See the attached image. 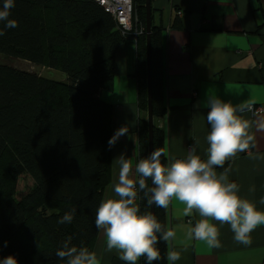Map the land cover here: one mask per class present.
<instances>
[{
  "label": "trees",
  "instance_id": "obj_1",
  "mask_svg": "<svg viewBox=\"0 0 264 264\" xmlns=\"http://www.w3.org/2000/svg\"><path fill=\"white\" fill-rule=\"evenodd\" d=\"M144 2L134 0L136 29L142 31L135 36L134 73L139 160L148 155ZM14 3L10 18L18 27L0 36V258L66 264L56 251L67 237L92 251L98 235L95 215L110 180L108 140L114 134L112 105L99 92L111 88L116 51L134 34H123L93 0ZM160 46V26L152 25L153 150L164 148L159 122L169 110ZM11 60L58 70L66 80L15 67ZM138 195L141 213L149 212V197ZM72 207V222L58 223ZM155 216L167 226L166 209L155 206ZM156 247L161 256L156 264H166V242ZM140 262L147 264L145 257Z\"/></svg>",
  "mask_w": 264,
  "mask_h": 264
},
{
  "label": "crops",
  "instance_id": "obj_2",
  "mask_svg": "<svg viewBox=\"0 0 264 264\" xmlns=\"http://www.w3.org/2000/svg\"><path fill=\"white\" fill-rule=\"evenodd\" d=\"M151 10L153 25L160 26L159 57L169 108L165 120L159 122L165 131L164 148L174 159H183L190 146L196 145V154L206 160L210 131L209 109L204 106L207 97L218 96L233 105H264V0H151ZM128 39L116 51L111 88L99 92V97L112 105L113 133L121 126L128 127V134L110 148V180L102 200L116 198L119 155L123 153L134 165L139 161L134 77L137 47L135 39ZM237 114L250 122L248 131L255 138V147L237 153L216 170L230 169L229 180L239 185L241 198L264 211V111L252 116ZM137 204L140 209L139 200ZM183 208L174 199L166 209V227L177 233L175 240L166 242V264L170 250L181 253L175 264L264 263V225L251 233L252 243L245 246L234 240L230 225L211 220L220 230L222 246L209 249L202 241L184 242L187 229L201 217L195 211L185 216ZM92 251L101 264L125 262L115 250L107 251L103 230L98 231Z\"/></svg>",
  "mask_w": 264,
  "mask_h": 264
},
{
  "label": "clouds",
  "instance_id": "obj_3",
  "mask_svg": "<svg viewBox=\"0 0 264 264\" xmlns=\"http://www.w3.org/2000/svg\"><path fill=\"white\" fill-rule=\"evenodd\" d=\"M14 7V0H3L0 36H4L6 30L18 27V22L10 18ZM204 106L209 109L207 123L210 126L206 136V160L196 154V145L190 146L183 159H174L163 147L154 149L135 165L123 153L119 155L118 182L114 184L116 198H105L99 203L95 226L103 230L107 251L115 250L119 259L127 264H137L141 257L146 258L147 264H153L161 258L156 247L159 240L171 242L177 236L176 231L162 225L153 213L140 212L137 204L139 191L149 197V205L167 209L175 199L184 205L183 215L191 216L194 211L198 213L201 218L187 229L184 242L202 241L209 249L222 246L220 230L211 220L218 221L220 225H230L234 240L245 246L252 243L251 233L264 225V211L257 210L254 203L241 198L239 185L229 180L230 169L220 173L216 170L223 168L225 162L237 153L255 147V138L248 131L250 122L237 114L244 111L245 106L233 105L218 96L207 97ZM127 134V126L118 128L108 140L109 148ZM162 157L168 162L163 163ZM251 190L254 191V188ZM75 214L76 208L72 207L58 223H71ZM71 241L69 236L61 243L56 251L59 259L66 264H101L95 251H89L86 246L73 245ZM180 259L178 251L170 250L167 254L169 264H175ZM0 264L18 262L13 255H9L0 258Z\"/></svg>",
  "mask_w": 264,
  "mask_h": 264
},
{
  "label": "built area",
  "instance_id": "obj_4",
  "mask_svg": "<svg viewBox=\"0 0 264 264\" xmlns=\"http://www.w3.org/2000/svg\"><path fill=\"white\" fill-rule=\"evenodd\" d=\"M97 2L104 11L108 12L117 25L120 27L123 34L133 31V37L138 36V33L142 32L140 29H136V22L132 17L133 7L131 0H93ZM264 111V105H250L245 106L244 111L240 113H248L249 115H255ZM138 187V186H137ZM139 193V192H138ZM139 196V195H138ZM139 200V198L137 199ZM264 264V263H263Z\"/></svg>",
  "mask_w": 264,
  "mask_h": 264
},
{
  "label": "water",
  "instance_id": "obj_5",
  "mask_svg": "<svg viewBox=\"0 0 264 264\" xmlns=\"http://www.w3.org/2000/svg\"><path fill=\"white\" fill-rule=\"evenodd\" d=\"M145 16H146V81H147V123H148V155L153 151L152 142V126H153V115H152V73H151V0H145ZM149 187L151 182L149 181ZM149 212L155 215V206L149 205ZM156 264V261H153Z\"/></svg>",
  "mask_w": 264,
  "mask_h": 264
},
{
  "label": "rangeland",
  "instance_id": "obj_6",
  "mask_svg": "<svg viewBox=\"0 0 264 264\" xmlns=\"http://www.w3.org/2000/svg\"><path fill=\"white\" fill-rule=\"evenodd\" d=\"M1 62H3V61H1ZM10 63L13 64L15 67H18V68H21L24 70L36 71V72L44 75L47 78H51V79H55V80H62V81L66 80V75L64 73L58 71V70H55V69L36 66V65H33L29 62L20 61V60H14V61L11 60ZM258 114H260V113H258ZM258 114H255V115H258Z\"/></svg>",
  "mask_w": 264,
  "mask_h": 264
},
{
  "label": "bare ground",
  "instance_id": "obj_7",
  "mask_svg": "<svg viewBox=\"0 0 264 264\" xmlns=\"http://www.w3.org/2000/svg\"><path fill=\"white\" fill-rule=\"evenodd\" d=\"M131 4H132V7H133V11H132V17L133 19L135 20V22L139 23V18H138V14L135 12V4H134V0H131ZM144 5H145V2H144ZM140 24V23H139ZM145 27H146V16H145ZM152 25H153V22H152V16H151V31H152ZM142 32L138 33V35H140ZM145 36H146V33H145ZM135 43L137 42L134 41ZM150 42H151V34H150ZM145 46H146V37H145ZM145 57H146V49H145ZM151 73H152V55H151Z\"/></svg>",
  "mask_w": 264,
  "mask_h": 264
}]
</instances>
